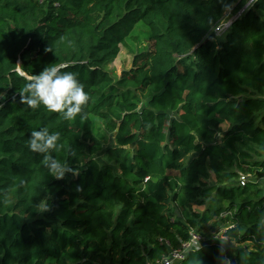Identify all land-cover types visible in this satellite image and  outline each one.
Returning a JSON list of instances; mask_svg holds the SVG:
<instances>
[{
  "label": "trees",
  "instance_id": "16d2710c",
  "mask_svg": "<svg viewBox=\"0 0 264 264\" xmlns=\"http://www.w3.org/2000/svg\"><path fill=\"white\" fill-rule=\"evenodd\" d=\"M53 65L88 93L75 119L21 102ZM44 128L57 147L35 152ZM260 181L264 0H0V264H154L193 232L264 264ZM224 245L182 264H225Z\"/></svg>",
  "mask_w": 264,
  "mask_h": 264
},
{
  "label": "clouds",
  "instance_id": "9594fccd",
  "mask_svg": "<svg viewBox=\"0 0 264 264\" xmlns=\"http://www.w3.org/2000/svg\"><path fill=\"white\" fill-rule=\"evenodd\" d=\"M21 102L32 108L43 105L48 111L59 112L65 119H75L89 100L88 93L72 72H61L60 68L51 66L27 82L20 92ZM82 119L84 117H81ZM29 148L35 152L47 153L57 147L58 133L50 134L47 128L33 131ZM45 165L57 178H62L68 171L65 165L45 157ZM44 207V205H41Z\"/></svg>",
  "mask_w": 264,
  "mask_h": 264
},
{
  "label": "rangeland",
  "instance_id": "374dc122",
  "mask_svg": "<svg viewBox=\"0 0 264 264\" xmlns=\"http://www.w3.org/2000/svg\"><path fill=\"white\" fill-rule=\"evenodd\" d=\"M232 20H234L233 16H231V14H227L225 22L230 23V22H232ZM128 44H129V47H126V48L122 47L121 48V52H120L119 57L108 68L109 71L112 72L114 75L121 76L124 71H130L133 67L134 55L131 53V50H137L138 45H136V42H134V41H129ZM20 65H21V63H19V66ZM227 129H228L227 125H225L223 127V130L226 131ZM220 136H222V135H220ZM110 145L111 146L114 145V138H111ZM107 148H108L107 146L104 148V152ZM136 150H137V148L134 147L133 151H136ZM104 152L99 154L96 157L97 160L101 162V164L103 163L102 156H103ZM261 184L264 186V181H262ZM204 209L205 208H199L197 210L203 211ZM204 237H205L207 242H215L219 245L224 244V242L220 240L218 234L211 235V234L206 233V234H204ZM224 248H225V252L229 258V260H227L225 262V264H236L235 254L239 251L240 248L245 249V246H238L234 243L233 244L225 243Z\"/></svg>",
  "mask_w": 264,
  "mask_h": 264
},
{
  "label": "built area",
  "instance_id": "2783aa9c",
  "mask_svg": "<svg viewBox=\"0 0 264 264\" xmlns=\"http://www.w3.org/2000/svg\"><path fill=\"white\" fill-rule=\"evenodd\" d=\"M243 12H241L238 16L233 17L234 20H232V22H225V20L216 27L215 29V33L219 36H221L224 32L228 31L231 26L233 25V22L238 19ZM230 14V13H229ZM227 16V15H226ZM249 179L246 178H242V186H245L244 182L247 181ZM219 238L221 241H223L224 243H230L229 239L219 235ZM216 244L215 242H207L205 237L193 232L191 234V238L189 239V241L185 242L182 244L181 248L179 249H172L168 256L164 257L161 261H158L157 263L154 264H182L184 261H186L189 256L193 253L198 252L199 250H201L203 247L209 245V244ZM229 260V259H228ZM148 264H152V263H148Z\"/></svg>",
  "mask_w": 264,
  "mask_h": 264
},
{
  "label": "water",
  "instance_id": "95a60500",
  "mask_svg": "<svg viewBox=\"0 0 264 264\" xmlns=\"http://www.w3.org/2000/svg\"><path fill=\"white\" fill-rule=\"evenodd\" d=\"M20 74H21L22 76H24V77H26V78H27V76H26L25 74H22L21 72H20Z\"/></svg>",
  "mask_w": 264,
  "mask_h": 264
}]
</instances>
